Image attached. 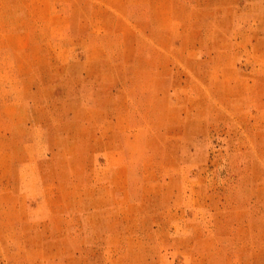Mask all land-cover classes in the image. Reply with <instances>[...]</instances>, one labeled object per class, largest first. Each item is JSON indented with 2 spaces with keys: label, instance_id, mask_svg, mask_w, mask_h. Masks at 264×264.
<instances>
[{
  "label": "rangeland",
  "instance_id": "rangeland-1",
  "mask_svg": "<svg viewBox=\"0 0 264 264\" xmlns=\"http://www.w3.org/2000/svg\"><path fill=\"white\" fill-rule=\"evenodd\" d=\"M0 264H264V0H0Z\"/></svg>",
  "mask_w": 264,
  "mask_h": 264
}]
</instances>
